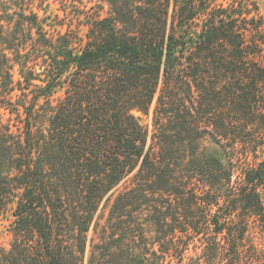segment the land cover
Here are the masks:
<instances>
[{"label": "trees", "instance_id": "obj_1", "mask_svg": "<svg viewBox=\"0 0 264 264\" xmlns=\"http://www.w3.org/2000/svg\"><path fill=\"white\" fill-rule=\"evenodd\" d=\"M225 1L0 0V264H264V13Z\"/></svg>", "mask_w": 264, "mask_h": 264}, {"label": "rangeland", "instance_id": "obj_2", "mask_svg": "<svg viewBox=\"0 0 264 264\" xmlns=\"http://www.w3.org/2000/svg\"><path fill=\"white\" fill-rule=\"evenodd\" d=\"M89 4L95 3L96 0H86ZM222 2H226L225 0H218ZM261 11L264 13V0H258ZM227 3V2H226ZM225 3V4H226ZM53 9H55V12L58 11L60 15H64L63 10L60 8V4L58 3H52ZM16 76H18L16 72ZM155 103H153L150 112L148 114H144L141 111H134L135 114L140 118L141 123L148 128L149 131L152 130L153 126V110H154ZM264 152V151H263ZM13 216L11 212H0V245L2 246H9V242L11 239L10 234V224ZM150 229H153L152 227Z\"/></svg>", "mask_w": 264, "mask_h": 264}]
</instances>
